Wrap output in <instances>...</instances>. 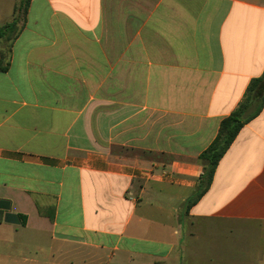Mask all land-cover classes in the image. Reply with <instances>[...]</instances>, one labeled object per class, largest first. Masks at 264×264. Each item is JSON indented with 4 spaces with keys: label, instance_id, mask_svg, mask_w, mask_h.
<instances>
[{
    "label": "crops",
    "instance_id": "obj_1",
    "mask_svg": "<svg viewBox=\"0 0 264 264\" xmlns=\"http://www.w3.org/2000/svg\"><path fill=\"white\" fill-rule=\"evenodd\" d=\"M18 3L0 0V29ZM8 49L0 264H193L198 222L264 239V108L186 212L264 73V0H30ZM226 264H264V244L227 246Z\"/></svg>",
    "mask_w": 264,
    "mask_h": 264
},
{
    "label": "trees",
    "instance_id": "obj_2",
    "mask_svg": "<svg viewBox=\"0 0 264 264\" xmlns=\"http://www.w3.org/2000/svg\"><path fill=\"white\" fill-rule=\"evenodd\" d=\"M18 6L16 7V17L13 21L0 29L1 35L6 34L7 31H11L17 24L18 15L23 13L26 16L30 0H18ZM3 65H0V70L6 71L7 69ZM254 108L251 112L250 109ZM264 108V73L262 76L254 78L249 83L246 92L244 94L242 102L239 106L226 118H224L219 126L218 135L212 144L204 151L200 160L202 162L204 171L198 181V187L193 196L186 202V212L195 205L209 190L213 178L216 172V168L228 151L230 146L235 141L240 130L245 124L256 118ZM21 223H25V217L17 215ZM10 217L8 216V219ZM14 218V217H13ZM4 219V213L0 209V222ZM7 219V218H6Z\"/></svg>",
    "mask_w": 264,
    "mask_h": 264
},
{
    "label": "rangeland",
    "instance_id": "obj_3",
    "mask_svg": "<svg viewBox=\"0 0 264 264\" xmlns=\"http://www.w3.org/2000/svg\"><path fill=\"white\" fill-rule=\"evenodd\" d=\"M25 16L23 13L18 15L17 24L11 31L1 35L3 44L1 53L7 57L9 52V43L17 34L23 25ZM254 108L250 109L251 112ZM185 249L186 257L193 261V264H226L227 263V246L233 247L234 252L237 253L240 248H259L264 244V239L260 237L259 233L251 229H247L241 234H236L232 239L227 237V224L216 221L197 223L196 236H188L189 230L185 229ZM237 256V255H236ZM254 256V254H253ZM241 258V257H240ZM240 258L238 260H240ZM257 255L254 256L256 261Z\"/></svg>",
    "mask_w": 264,
    "mask_h": 264
}]
</instances>
